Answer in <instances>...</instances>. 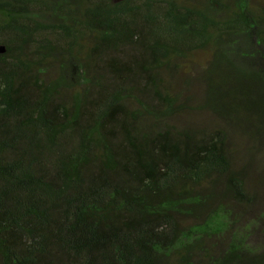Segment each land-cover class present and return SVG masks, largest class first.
I'll list each match as a JSON object with an SVG mask.
<instances>
[{
	"label": "trees",
	"instance_id": "trees-1",
	"mask_svg": "<svg viewBox=\"0 0 264 264\" xmlns=\"http://www.w3.org/2000/svg\"><path fill=\"white\" fill-rule=\"evenodd\" d=\"M2 46L0 264H264V0H0Z\"/></svg>",
	"mask_w": 264,
	"mask_h": 264
},
{
	"label": "rangeland",
	"instance_id": "rangeland-1",
	"mask_svg": "<svg viewBox=\"0 0 264 264\" xmlns=\"http://www.w3.org/2000/svg\"><path fill=\"white\" fill-rule=\"evenodd\" d=\"M44 79L47 81L49 80L48 77H46ZM256 180H257V176L254 175L253 181H256ZM256 182H259V181H256ZM259 188H257V189L260 192V196H258V201H257L256 207H253L255 215H258V216H259L260 212L264 213V175H263V178L261 180ZM238 228H240L239 225H238ZM252 242L256 245H264V224L261 227L255 226V229L252 231Z\"/></svg>",
	"mask_w": 264,
	"mask_h": 264
},
{
	"label": "water",
	"instance_id": "water-1",
	"mask_svg": "<svg viewBox=\"0 0 264 264\" xmlns=\"http://www.w3.org/2000/svg\"><path fill=\"white\" fill-rule=\"evenodd\" d=\"M5 47L4 46H2L1 48H0V53H4L5 52Z\"/></svg>",
	"mask_w": 264,
	"mask_h": 264
}]
</instances>
